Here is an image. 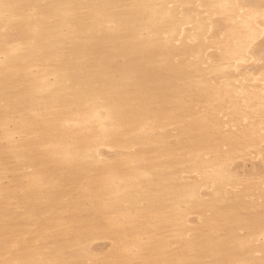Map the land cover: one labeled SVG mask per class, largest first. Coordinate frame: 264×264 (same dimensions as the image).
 <instances>
[{
    "label": "bare ground",
    "instance_id": "bare-ground-1",
    "mask_svg": "<svg viewBox=\"0 0 264 264\" xmlns=\"http://www.w3.org/2000/svg\"><path fill=\"white\" fill-rule=\"evenodd\" d=\"M231 248L264 264V0H0V264Z\"/></svg>",
    "mask_w": 264,
    "mask_h": 264
},
{
    "label": "rangeland",
    "instance_id": "rangeland-1",
    "mask_svg": "<svg viewBox=\"0 0 264 264\" xmlns=\"http://www.w3.org/2000/svg\"><path fill=\"white\" fill-rule=\"evenodd\" d=\"M86 176H90V174H88V175H86ZM75 178H83L82 173H80V174H76ZM91 178H92V177H91ZM166 217H168V215L165 213L164 216H163V219H166ZM18 229H19V231L22 232V228H18ZM53 233H54V230L52 231V234H53ZM53 237H54V236H53ZM53 237H52L51 239H52V240H55V237H54V238H53ZM56 241H57V240H56ZM201 241H202V240H201ZM213 241H214V240H212V243H213ZM229 241H230V240H229ZM212 243H211V244H212ZM168 244H169V243H168ZM182 248H183V249L180 250V254H179V255L184 254V252H186V254L189 255L183 246H182ZM186 254H184L183 256L180 257L181 260H183V259H188V258L186 257ZM200 259H201V255L198 254V259H197L198 262L200 261ZM223 263H224V264H236V263H239V260H238V251H237V249H235V248H231V250L228 252L227 256L224 257Z\"/></svg>",
    "mask_w": 264,
    "mask_h": 264
}]
</instances>
